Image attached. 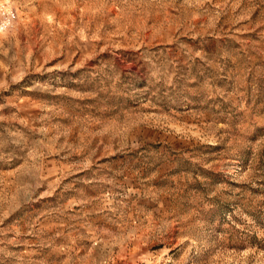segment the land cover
Segmentation results:
<instances>
[{
	"label": "rangeland",
	"instance_id": "1",
	"mask_svg": "<svg viewBox=\"0 0 264 264\" xmlns=\"http://www.w3.org/2000/svg\"><path fill=\"white\" fill-rule=\"evenodd\" d=\"M0 8V264H264V0Z\"/></svg>",
	"mask_w": 264,
	"mask_h": 264
},
{
	"label": "built area",
	"instance_id": "2",
	"mask_svg": "<svg viewBox=\"0 0 264 264\" xmlns=\"http://www.w3.org/2000/svg\"><path fill=\"white\" fill-rule=\"evenodd\" d=\"M4 11L0 8V15H3L4 16ZM15 16L13 14H8L7 16H5V20L1 22L2 24V27H7L8 25H10L13 20H14Z\"/></svg>",
	"mask_w": 264,
	"mask_h": 264
}]
</instances>
